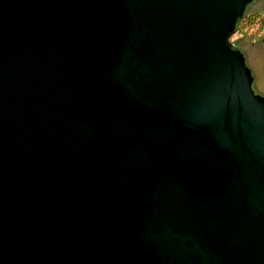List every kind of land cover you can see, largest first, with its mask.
<instances>
[{"label": "water", "instance_id": "1", "mask_svg": "<svg viewBox=\"0 0 264 264\" xmlns=\"http://www.w3.org/2000/svg\"><path fill=\"white\" fill-rule=\"evenodd\" d=\"M253 0H0V264H264Z\"/></svg>", "mask_w": 264, "mask_h": 264}, {"label": "rangeland", "instance_id": "2", "mask_svg": "<svg viewBox=\"0 0 264 264\" xmlns=\"http://www.w3.org/2000/svg\"><path fill=\"white\" fill-rule=\"evenodd\" d=\"M246 12L250 18L235 27L229 41L243 53L253 77V90L264 95V0H253Z\"/></svg>", "mask_w": 264, "mask_h": 264}, {"label": "trees", "instance_id": "3", "mask_svg": "<svg viewBox=\"0 0 264 264\" xmlns=\"http://www.w3.org/2000/svg\"><path fill=\"white\" fill-rule=\"evenodd\" d=\"M251 17L253 18V16H251ZM247 18H250V16H248V14L245 15V16L243 17V19L239 20L236 26H238V24H239L240 22H242L243 20H245V19H247Z\"/></svg>", "mask_w": 264, "mask_h": 264}, {"label": "flooded vegetation", "instance_id": "4", "mask_svg": "<svg viewBox=\"0 0 264 264\" xmlns=\"http://www.w3.org/2000/svg\"><path fill=\"white\" fill-rule=\"evenodd\" d=\"M247 7H248V5H247ZM247 7H246V9H247ZM246 9H245V12H244L243 16L241 17V19H243V17H244L245 15H247ZM241 19H240V20H241Z\"/></svg>", "mask_w": 264, "mask_h": 264}]
</instances>
